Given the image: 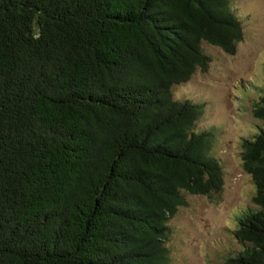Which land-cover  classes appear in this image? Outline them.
<instances>
[{"label": "trees", "instance_id": "16d2710c", "mask_svg": "<svg viewBox=\"0 0 264 264\" xmlns=\"http://www.w3.org/2000/svg\"><path fill=\"white\" fill-rule=\"evenodd\" d=\"M242 39L230 0H0V264H167L185 194L223 186L173 88ZM241 157L255 209L225 264H264V127Z\"/></svg>", "mask_w": 264, "mask_h": 264}, {"label": "rangeland", "instance_id": "374dc122", "mask_svg": "<svg viewBox=\"0 0 264 264\" xmlns=\"http://www.w3.org/2000/svg\"><path fill=\"white\" fill-rule=\"evenodd\" d=\"M230 6L243 28L235 54L203 43L206 70L173 88L175 99L204 104L195 125L214 131L211 154L220 161L223 186L212 199L185 194L186 206L169 224L167 264H225L243 248L233 235L238 218L255 209V186L241 152L243 140L264 127L252 114L264 94V0H230Z\"/></svg>", "mask_w": 264, "mask_h": 264}]
</instances>
